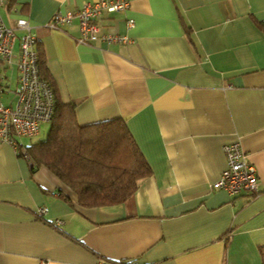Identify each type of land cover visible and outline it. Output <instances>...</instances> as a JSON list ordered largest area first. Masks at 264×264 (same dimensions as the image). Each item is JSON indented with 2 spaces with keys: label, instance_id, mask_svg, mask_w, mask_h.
<instances>
[{
  "label": "crops",
  "instance_id": "1",
  "mask_svg": "<svg viewBox=\"0 0 264 264\" xmlns=\"http://www.w3.org/2000/svg\"><path fill=\"white\" fill-rule=\"evenodd\" d=\"M98 1L5 0L0 16L29 23L76 122L121 119L152 174L126 202L81 207L48 170L32 175L0 145V264H264V0H127L98 20L99 35L127 43L79 44L75 18L47 26ZM233 142L255 168L257 195L212 188Z\"/></svg>",
  "mask_w": 264,
  "mask_h": 264
},
{
  "label": "trees",
  "instance_id": "2",
  "mask_svg": "<svg viewBox=\"0 0 264 264\" xmlns=\"http://www.w3.org/2000/svg\"><path fill=\"white\" fill-rule=\"evenodd\" d=\"M259 25L264 28V22ZM37 57L39 76L53 92V117L47 137L26 147L18 144L17 155L27 156L32 175L44 167L58 178L76 195L81 207L110 206L130 200L140 181L149 177L152 171L125 123L113 118L79 125L74 105L63 103L56 94L40 49ZM105 261L108 264H132Z\"/></svg>",
  "mask_w": 264,
  "mask_h": 264
},
{
  "label": "built area",
  "instance_id": "3",
  "mask_svg": "<svg viewBox=\"0 0 264 264\" xmlns=\"http://www.w3.org/2000/svg\"><path fill=\"white\" fill-rule=\"evenodd\" d=\"M5 0H0V9ZM127 0H100L84 4L75 14H54L48 27L59 29L69 25L75 18L78 23L79 44H91L97 39L108 43H127V38L113 35H99L98 20L103 15L124 11L128 8ZM133 27V20L127 22ZM21 31L16 35L15 31ZM16 71L14 89L11 90L12 70ZM12 95L8 104L0 101V145L8 144L17 152L16 138H31L39 133L40 125L51 121L54 112V96L48 83L42 80L38 72L36 38L25 19H17L13 27L4 24L0 16V98ZM226 168L213 189L222 190L229 196L241 193L250 196L259 193L255 168L246 159L239 142L223 147ZM27 159V156H25ZM46 209L38 210L43 215ZM59 224V221H56ZM108 264V263H103Z\"/></svg>",
  "mask_w": 264,
  "mask_h": 264
},
{
  "label": "rangeland",
  "instance_id": "4",
  "mask_svg": "<svg viewBox=\"0 0 264 264\" xmlns=\"http://www.w3.org/2000/svg\"><path fill=\"white\" fill-rule=\"evenodd\" d=\"M11 73L13 76L11 79V86L10 87H11V90H13L14 89L13 82L15 81V75H14V72H11ZM11 97H12V95L4 96V97L0 98V101L3 102L4 104H8ZM49 127H50L49 124H42L40 127V131L36 136H33L32 138L22 137V138H19V139L16 138V139H18L19 141H21L23 143H34L37 141L44 140L48 134Z\"/></svg>",
  "mask_w": 264,
  "mask_h": 264
}]
</instances>
